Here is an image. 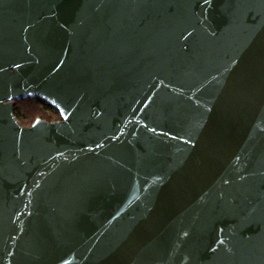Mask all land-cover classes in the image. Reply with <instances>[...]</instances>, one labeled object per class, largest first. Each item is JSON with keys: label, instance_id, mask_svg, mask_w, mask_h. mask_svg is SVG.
<instances>
[{"label": "water", "instance_id": "1", "mask_svg": "<svg viewBox=\"0 0 264 264\" xmlns=\"http://www.w3.org/2000/svg\"><path fill=\"white\" fill-rule=\"evenodd\" d=\"M0 264H264V0H0Z\"/></svg>", "mask_w": 264, "mask_h": 264}, {"label": "trees", "instance_id": "2", "mask_svg": "<svg viewBox=\"0 0 264 264\" xmlns=\"http://www.w3.org/2000/svg\"><path fill=\"white\" fill-rule=\"evenodd\" d=\"M14 115L25 127L31 126L36 119L47 122L60 119L59 113L53 107L38 98H26L16 102Z\"/></svg>", "mask_w": 264, "mask_h": 264}, {"label": "rangeland", "instance_id": "3", "mask_svg": "<svg viewBox=\"0 0 264 264\" xmlns=\"http://www.w3.org/2000/svg\"><path fill=\"white\" fill-rule=\"evenodd\" d=\"M56 121V120H55Z\"/></svg>", "mask_w": 264, "mask_h": 264}]
</instances>
